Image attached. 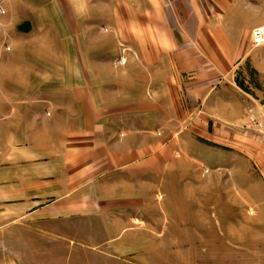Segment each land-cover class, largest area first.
<instances>
[{
	"label": "crops",
	"instance_id": "0c3cea01",
	"mask_svg": "<svg viewBox=\"0 0 264 264\" xmlns=\"http://www.w3.org/2000/svg\"><path fill=\"white\" fill-rule=\"evenodd\" d=\"M31 1L0 0V264H264V144L250 127L264 124V48L251 47L253 25L193 33L187 69L172 53L170 94L160 65L129 66L132 85L116 92L97 74L76 79L61 49L35 46V23L44 32L52 20ZM147 78L159 84L154 109L169 95L177 111L185 95L188 132L237 155L233 177H188L192 220L168 245L141 211L148 153L163 163L142 122Z\"/></svg>",
	"mask_w": 264,
	"mask_h": 264
},
{
	"label": "rangeland",
	"instance_id": "374dc122",
	"mask_svg": "<svg viewBox=\"0 0 264 264\" xmlns=\"http://www.w3.org/2000/svg\"><path fill=\"white\" fill-rule=\"evenodd\" d=\"M34 2L31 1V6H35L36 16L39 15L37 8H41L42 13L50 15L52 20L51 28L47 30L43 28L44 32H38L40 28L37 26L38 22L35 23L36 33L33 39L35 46L61 49L66 54L68 63L71 60V65L75 64L74 70L78 71L76 79L90 81L97 74L104 86H117L116 92L120 90L118 87L127 89L132 85V82L126 79L129 73H124L131 65H145L148 69L153 65L162 66V84L165 89L166 81L170 79L172 53L175 51L180 53L179 66L185 69L187 51L195 48L194 43L198 42L192 39L193 33L202 31L204 25L210 29L218 25L227 30L229 23L234 20L240 27L244 23H250L253 25L251 37L254 29L264 27V0H34ZM55 2L63 4V13L58 7L55 8L58 4ZM251 47L254 48L252 41ZM80 64L83 65V70ZM97 64L104 68L98 72L92 71ZM149 74L156 75L154 72ZM185 76L184 72L180 78L182 83H185ZM150 80L147 78L149 84L143 89L147 116L142 122L147 125V132L151 133L148 138L152 139L153 148L160 149L157 154L161 155L163 163L154 164V161L149 159H154L155 153H148V173L152 172L151 177L155 174L156 176L151 178L148 175V190L141 211L145 209L144 217L148 223L158 221V225L165 228L162 241L168 245L179 232L175 229H185L192 220L186 212L189 207L196 204L197 199L194 196L190 197L188 193V177H233L237 170L233 161L237 155L233 147L227 148L215 143L205 146L209 142L200 134L199 128L194 134L192 131L188 132L192 128L188 127L190 121L186 118L185 95L180 96L177 111L172 108L169 95H164L163 99H160L161 109H154L155 102L157 104L158 102L153 92L155 86L159 87V84H151ZM165 90L170 94L169 87ZM112 95L113 93L105 90L104 96ZM256 123L262 122L251 121L250 127L255 128ZM254 131L264 144V137ZM116 139H124L123 134L119 133ZM201 186L200 183L194 185L196 190ZM200 198L204 200L203 197ZM196 242L197 246H202V238ZM184 249L187 250L186 248L178 250Z\"/></svg>",
	"mask_w": 264,
	"mask_h": 264
},
{
	"label": "built area",
	"instance_id": "2783aa9c",
	"mask_svg": "<svg viewBox=\"0 0 264 264\" xmlns=\"http://www.w3.org/2000/svg\"><path fill=\"white\" fill-rule=\"evenodd\" d=\"M251 41L254 49L264 46V27L256 28L253 30ZM6 50H8V47H6ZM254 127V130L259 132L264 137V124L256 123Z\"/></svg>",
	"mask_w": 264,
	"mask_h": 264
}]
</instances>
